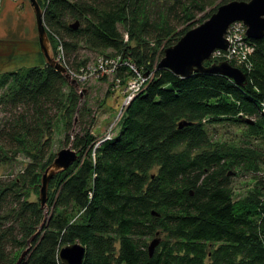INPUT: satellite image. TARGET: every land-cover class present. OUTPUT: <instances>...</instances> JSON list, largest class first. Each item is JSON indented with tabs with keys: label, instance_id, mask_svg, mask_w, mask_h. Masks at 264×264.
Returning <instances> with one entry per match:
<instances>
[{
	"label": "trees",
	"instance_id": "trees-1",
	"mask_svg": "<svg viewBox=\"0 0 264 264\" xmlns=\"http://www.w3.org/2000/svg\"><path fill=\"white\" fill-rule=\"evenodd\" d=\"M37 1L66 70L85 68L76 53L82 46L151 77L116 133L95 146L79 93L60 72L44 63L0 74V104L9 116L0 123V162L27 158L13 178L0 179V264H16L26 247L18 264H62L60 248L74 243L85 247L82 264H264V173L253 176L258 184L250 195L236 200L227 175L256 163L264 169V36L248 38L245 85L207 73L180 77L157 67L163 49L205 20L210 13L191 22L216 0ZM131 75L118 64L117 77ZM56 115L66 118L71 134L64 143L77 157L49 180L41 208L29 196L38 194L55 156L49 133ZM71 115L82 120L77 131ZM180 121L189 124L179 128ZM221 123L259 140L258 159L212 147L205 125ZM156 232L160 241L149 256Z\"/></svg>",
	"mask_w": 264,
	"mask_h": 264
},
{
	"label": "rangeland",
	"instance_id": "rangeland-1",
	"mask_svg": "<svg viewBox=\"0 0 264 264\" xmlns=\"http://www.w3.org/2000/svg\"><path fill=\"white\" fill-rule=\"evenodd\" d=\"M23 1L24 5H22L19 0L16 1L17 8L14 12L8 14V19L10 20L9 25H12V20H19L20 25L17 26V30L14 36L11 37L12 33L9 35L8 33L1 32V29L4 26V22L3 20H0V74L7 71L26 69L32 65H38L40 59L39 56L44 60V56L39 48L38 39L36 38V35L32 33V28L34 29V21L29 20L28 15L25 14V12L27 11L28 13L34 16L33 10L28 0ZM155 2L158 4V6H161L163 3H167L168 1L155 0ZM223 3L225 2H222V0L214 1L211 5H208L203 11L197 12L191 22L196 21L198 18L205 15L206 13H210V16L213 12H215L216 8ZM70 23H74V20H71ZM187 24L188 22L183 23L180 27H178L177 30L182 29ZM120 30L123 32L122 28H120ZM123 37L126 40V32H123ZM53 47L54 51H52V53L53 57H55L56 45L54 39ZM240 50L241 49H239V51ZM76 53L78 63H89L91 68L92 66H94L92 64L93 61H100L99 56H102L98 53L91 52L82 46L79 47ZM59 54L60 53H58L57 55V59L60 58ZM82 74L83 72H79L77 74L70 73L69 75H72V77L77 78L79 75L82 76V81H78L76 79L78 83V88L74 89L79 93V104H81L82 106L84 105V108L87 110L84 115V119L85 123H87L86 125H88L87 127L90 130V133L94 136L96 140V146V144L107 133L108 129H110V126H113L114 124L115 127L111 130L110 135L112 136L116 133L119 120L116 122L115 118L120 109L123 110L122 113L124 112L126 107H123V103L126 97L130 94L129 92L127 94H125L124 92V89L127 88V80L121 81V84H119L118 87L113 90L111 81L112 78L110 76H89L86 78V80H84L83 78L85 75ZM85 74L87 76L89 75L88 73ZM136 75L137 76L133 80H131L133 86L132 84L128 85V87L132 88V90L134 89L133 87L137 88L138 85L146 82L148 78L151 77V74H142L138 69H136ZM0 94H3V88H0ZM64 94H67V91H65ZM8 117L9 116L7 113V109L4 108V105L0 104V123L4 122ZM56 118L54 124H52V128L49 133L50 154H55L59 149L66 148L67 146H69H66L64 141L66 135L71 134V131H68L67 133V130H65V122L67 121L66 118H62L60 117V115H56ZM72 119L73 121L75 120V122H73V129L77 131L79 124H82V120L79 119L80 123H76V115H71V120ZM205 128L213 140L212 147H216L217 149H228L230 151H241L248 156L255 157L256 159H258V155L260 153L259 147L261 142L254 138L246 137L245 135L247 133L243 129V127L221 123L215 125L207 124L205 125ZM74 130L72 131L74 132ZM47 135L48 134L45 133L43 138ZM26 162L27 158L21 154L17 155L13 161L7 163L0 162V179L13 178L15 174L22 169ZM228 170L230 185L233 191L232 197L235 200L239 198H244L247 194L250 195L253 192V189H255L258 184V181L255 180L253 176L263 175L264 173L263 166L259 163H256V165L250 171L239 169ZM29 198L31 200H37L38 194H34L31 192ZM47 212L48 210H46L45 208V213ZM148 241H150V239Z\"/></svg>",
	"mask_w": 264,
	"mask_h": 264
},
{
	"label": "water",
	"instance_id": "water-1",
	"mask_svg": "<svg viewBox=\"0 0 264 264\" xmlns=\"http://www.w3.org/2000/svg\"><path fill=\"white\" fill-rule=\"evenodd\" d=\"M35 16L37 39L40 51L44 56V62L60 72L68 84L75 89L78 83L73 79L61 64L53 57L51 44L43 23V10L37 0H28ZM234 21H241L246 26L245 35L249 39H259L264 36V0L237 1L231 0L219 5L205 21L185 31L179 39L163 49V55L157 63L158 68H167L180 77H188L192 73H207L221 75L230 79L236 85L246 84V75L241 69L228 63L219 61L204 65L211 53L216 50H225L227 41L224 37L228 26ZM77 28V22L71 25ZM246 122L252 120L245 118ZM189 123L180 121L181 128ZM77 157V153L67 146L59 149L51 163L45 168L40 178L38 199L40 207L46 203V190L49 180L53 175L66 169ZM152 215H157L151 211ZM160 238L158 232L147 246L149 256L153 254ZM29 244V241H28ZM26 247L17 259L18 264L28 253ZM85 247L79 243L66 245L59 250V259L62 264H82Z\"/></svg>",
	"mask_w": 264,
	"mask_h": 264
},
{
	"label": "built area",
	"instance_id": "built-area-1",
	"mask_svg": "<svg viewBox=\"0 0 264 264\" xmlns=\"http://www.w3.org/2000/svg\"><path fill=\"white\" fill-rule=\"evenodd\" d=\"M245 31H246V26L241 21L232 22L228 26L226 33L224 34V37L227 41V48L225 50H220V49L214 50L209 57L208 63L211 64V63H217L219 61H227L228 63H230L231 65L235 67H238L242 71L249 70L248 56L252 51V47L250 45L248 38L245 35ZM53 39L56 45L55 47L56 53H55L54 59L56 58V61L59 64L65 65L64 54L62 52V48L59 43V40L55 36L53 37ZM239 49L241 50L239 51ZM58 53H60L59 59H57ZM99 60H100L98 61L99 63L96 60L93 61L92 64L94 66H92V68L90 67V64L87 63L85 68H80L77 73L83 72L82 75H85L83 78L84 80H86V78L89 76H96V77L98 75L110 76L112 78L111 81H112L113 90H115V88H117L118 85L121 84V81H122L119 77L116 76L117 66L119 63L125 64L127 69L133 72V75L126 77L124 79V80H127V86H126L127 88L124 89V92L125 94H127L128 92L130 94L129 96L126 97L123 103V107H126L127 104L130 102V100L138 92L142 90L145 82L138 85L137 88L133 87L134 89L132 90V88L128 87V85L132 84L131 80H133L137 75H136V69L131 63H126V61H123V59H120L119 57L106 58L104 56H99ZM67 72H69V74L70 73L77 74V73H74L73 71L67 70ZM85 73H88L89 75L87 76ZM70 76L72 77V75ZM81 77L82 76L79 75L78 78L77 77H72V78H74L75 80L77 79L78 81H82ZM122 111H123L122 109L119 110L115 118L116 122L120 119L122 115ZM114 127H115V124L113 126H110V129H108L107 133L103 136V138L100 141L105 140V139H110L111 138L110 132Z\"/></svg>",
	"mask_w": 264,
	"mask_h": 264
},
{
	"label": "crops",
	"instance_id": "crops-1",
	"mask_svg": "<svg viewBox=\"0 0 264 264\" xmlns=\"http://www.w3.org/2000/svg\"><path fill=\"white\" fill-rule=\"evenodd\" d=\"M16 1H18V0H0V20H3V22H4V26L2 27L1 32L2 33H8L9 35L12 33L11 37L15 35L16 30H17V26L20 25L18 19L14 20V21L12 20L11 21L12 25H9L10 20L8 19V14L11 12H14L15 9L17 8ZM19 2H21L22 5H24L23 0H19ZM25 14L28 15L29 20L34 21V29L32 28V30H33L32 33H34L36 35V38H37L35 18L32 14L28 13L27 11L25 12ZM39 58H40L39 64L37 66H41L45 63L44 60L40 56H39ZM32 66H35V65H32Z\"/></svg>",
	"mask_w": 264,
	"mask_h": 264
},
{
	"label": "flooded vegetation",
	"instance_id": "flooded-vegetation-1",
	"mask_svg": "<svg viewBox=\"0 0 264 264\" xmlns=\"http://www.w3.org/2000/svg\"><path fill=\"white\" fill-rule=\"evenodd\" d=\"M228 173H229V171H228ZM228 173H227V175H228Z\"/></svg>",
	"mask_w": 264,
	"mask_h": 264
}]
</instances>
